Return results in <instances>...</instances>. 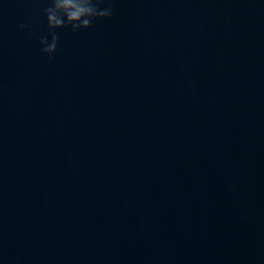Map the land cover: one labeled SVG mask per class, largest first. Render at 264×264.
Returning <instances> with one entry per match:
<instances>
[{
    "label": "water",
    "instance_id": "1",
    "mask_svg": "<svg viewBox=\"0 0 264 264\" xmlns=\"http://www.w3.org/2000/svg\"><path fill=\"white\" fill-rule=\"evenodd\" d=\"M110 2L0 0V264H264V0Z\"/></svg>",
    "mask_w": 264,
    "mask_h": 264
},
{
    "label": "clouds",
    "instance_id": "2",
    "mask_svg": "<svg viewBox=\"0 0 264 264\" xmlns=\"http://www.w3.org/2000/svg\"><path fill=\"white\" fill-rule=\"evenodd\" d=\"M102 3H105V0H50V5L44 9L49 33L39 40L41 52L52 59L58 44L56 29L70 27L76 32L90 28L97 19L110 18L112 15L110 0L106 7L101 8ZM20 27L23 28L24 25L21 24Z\"/></svg>",
    "mask_w": 264,
    "mask_h": 264
}]
</instances>
